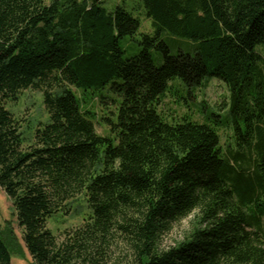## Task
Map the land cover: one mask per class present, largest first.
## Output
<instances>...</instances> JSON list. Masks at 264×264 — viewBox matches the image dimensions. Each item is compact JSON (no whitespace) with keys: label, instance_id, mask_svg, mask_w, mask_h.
Masks as SVG:
<instances>
[{"label":"trees","instance_id":"obj_1","mask_svg":"<svg viewBox=\"0 0 264 264\" xmlns=\"http://www.w3.org/2000/svg\"><path fill=\"white\" fill-rule=\"evenodd\" d=\"M102 1L0 0V189L33 264H107L123 250L120 264H264V0H140L154 33L127 57L120 40L139 21ZM210 78L227 86L224 115L170 124L158 114L170 82L191 93ZM106 86L121 98L108 122L116 141L70 89ZM29 88L49 121L26 144L5 102ZM80 195L90 218L60 240L48 219ZM194 212L186 237L160 249ZM9 246L0 228V264Z\"/></svg>","mask_w":264,"mask_h":264},{"label":"rangeland","instance_id":"obj_2","mask_svg":"<svg viewBox=\"0 0 264 264\" xmlns=\"http://www.w3.org/2000/svg\"><path fill=\"white\" fill-rule=\"evenodd\" d=\"M102 6L107 11H112L116 6H121L129 11L139 21L137 32L131 37L120 40V46L124 56L136 54L140 46L138 42L142 35H153L154 28L151 19L145 15L140 0H103ZM163 37H166L165 35ZM175 54L176 50L172 49ZM155 65L162 61L160 53L151 52ZM168 92L156 105L158 114L170 124L190 120L195 123H205L209 113L224 115L228 103L229 92L227 86L218 78L208 79L204 85L197 87L191 93H187L177 80L170 82ZM77 99L80 109L91 119L98 135L111 138L116 141V133L111 131L108 122H116L118 107L121 98L113 93L109 86L101 90H87L70 88ZM5 108L13 115L19 124L21 133L26 144H30L34 131L39 125L49 121L48 113L43 104V94L40 90L27 89L19 93L16 101H6ZM109 120V121H107ZM219 146L222 152L227 154L233 148V133L230 128L217 129ZM91 211L85 195H80L69 201L66 209L48 219L47 227L60 240L64 235L77 229L84 222L89 220ZM196 212L173 226L166 234L161 236L160 249H166L182 241L190 228L194 225ZM0 228L6 236L10 245L12 256L10 264H33L30 256L22 242V229L18 226L15 212L10 199L0 189ZM12 237L13 239H9ZM127 255L115 251L107 264H120L119 262ZM118 263H114V262Z\"/></svg>","mask_w":264,"mask_h":264}]
</instances>
